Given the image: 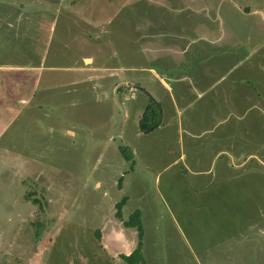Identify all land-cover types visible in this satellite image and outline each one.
Here are the masks:
<instances>
[{
	"label": "rangeland",
	"instance_id": "1",
	"mask_svg": "<svg viewBox=\"0 0 264 264\" xmlns=\"http://www.w3.org/2000/svg\"><path fill=\"white\" fill-rule=\"evenodd\" d=\"M263 2L233 0L243 5L237 10L232 0H0V64L41 58L47 67L41 92L0 143V264H125L102 245V232L109 239L113 231L103 226L117 220L123 194V217L141 213L145 264H264V165L235 166L231 180L221 165L202 159L192 171L200 175L185 173L173 162L181 148L183 166L193 169L187 136L176 149L173 134H135L133 113L146 93L121 90L119 105L112 90L125 80L166 98L156 80L169 82L179 70L162 67L170 38L165 45L157 35L180 30L181 16L193 9L237 15ZM250 18L254 25L261 19ZM248 22L231 28L242 34ZM190 24L200 32V23ZM260 28L252 37L262 45L250 57L259 49L264 57L262 22ZM78 64L86 77L66 68ZM252 115L243 126H252ZM121 145L137 155L126 177L132 185L118 190L120 170L130 165ZM127 235L136 241L135 233Z\"/></svg>",
	"mask_w": 264,
	"mask_h": 264
},
{
	"label": "crops",
	"instance_id": "2",
	"mask_svg": "<svg viewBox=\"0 0 264 264\" xmlns=\"http://www.w3.org/2000/svg\"><path fill=\"white\" fill-rule=\"evenodd\" d=\"M238 5L241 8L242 4ZM238 5H234L233 8L239 10ZM263 10V7H256L247 13L237 15L230 13L220 16L211 9L204 10L205 12H197L193 9L191 13L184 12L181 16L185 18H182L184 24L180 30L163 36L157 35L165 45L170 38L168 41L170 46L165 49L168 50L167 56L160 58L162 67L176 68L179 72L171 75L169 82L162 76L158 77L157 73L148 67L139 69L132 67L129 72L135 73L140 70L155 73L159 78L156 80L157 84L167 95L166 98L157 97L146 89L125 80L113 84L112 90L119 105L121 90L124 96H127L128 92L134 96V92L138 89L146 93L147 101L133 113L135 127H138L144 108L151 99L158 104L161 116L159 126L151 133L173 134L174 139H177L176 149L180 148V142L184 143L183 135L187 136L193 148L190 163L193 169L187 168V165L183 166L187 156L182 153L181 148L179 154L175 153L178 157L173 162V164H182L185 173H192L196 170V166L204 164L202 159H205L210 166L221 165L220 172L229 174L231 180L234 179L235 166H244L251 160L264 165V57L260 49L250 57V52L262 45H257L252 35L253 32L259 34L261 22L264 26ZM256 16L261 17L258 19V24H250V17ZM242 18L243 26L247 27L248 18L249 22L248 29L243 30L241 34V30H234L231 26L235 25L239 29ZM191 22L200 23V32L197 27L194 29L195 24L192 25ZM203 22L207 25L212 23L216 27L211 26V29H207ZM203 28L207 30L201 31ZM248 47L251 49L247 51ZM40 59L29 63L0 64V143L8 127L41 92L42 75L47 67ZM251 59L254 61L250 62ZM248 61L249 64L246 65ZM66 68L77 72L80 76L88 75L84 72L86 68L79 64ZM52 83L44 85L43 87L46 88L44 91L50 86H55L56 81L54 85ZM38 102L40 103L41 100ZM251 112L253 113L252 126H250ZM244 117L250 124L243 126ZM254 133L258 134L257 139L253 137ZM135 134L147 135L140 133L139 130ZM170 147L172 146H167V149ZM122 149L126 150V155L131 156V160L125 159ZM118 151L125 162L130 163L128 167L121 168L120 172L123 173L115 183L118 190H123L125 185H132L133 181L126 177L135 169L134 159L137 153L130 146L123 145L119 146ZM17 158L26 160L21 154ZM22 169L24 170L23 166ZM22 172L20 169L16 173ZM192 174L200 175L196 171ZM123 195H125L123 198H126V203L128 196ZM122 219L127 220L128 217L124 218L122 215ZM105 224L104 230L113 229L109 239L104 238V232H102V245L105 252L109 255L132 253L136 248L137 239L136 241L127 239V234L129 233L131 237L132 233L136 234V231L125 228L118 219L109 220ZM109 224L113 227L110 228ZM115 247L116 250L111 249Z\"/></svg>",
	"mask_w": 264,
	"mask_h": 264
},
{
	"label": "trees",
	"instance_id": "3",
	"mask_svg": "<svg viewBox=\"0 0 264 264\" xmlns=\"http://www.w3.org/2000/svg\"><path fill=\"white\" fill-rule=\"evenodd\" d=\"M160 110L156 102L150 99L147 106L144 108L142 116L138 121V130L142 134H148L157 129L160 124ZM126 160H131V156L126 155V150L121 151ZM126 198H122L120 202L115 205V217L122 222L125 228H131L136 231L137 234V244L136 248L129 255H120L121 260L125 264H145L144 258L142 256V246H143V227L141 222L140 211H134L127 220L122 219V207L125 204ZM96 238L101 239L100 231L96 232Z\"/></svg>",
	"mask_w": 264,
	"mask_h": 264
}]
</instances>
